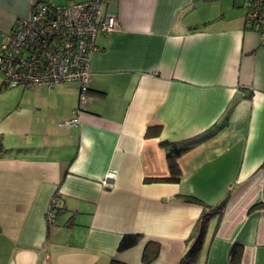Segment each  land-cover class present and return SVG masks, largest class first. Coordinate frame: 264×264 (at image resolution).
<instances>
[{
	"label": "crops",
	"instance_id": "1",
	"mask_svg": "<svg viewBox=\"0 0 264 264\" xmlns=\"http://www.w3.org/2000/svg\"><path fill=\"white\" fill-rule=\"evenodd\" d=\"M34 1L0 0V43ZM244 3L106 0L120 28L96 37L84 103L72 82L1 98L0 264H178L223 198L195 264H230L235 245L240 264H264V44ZM169 147L186 148L177 181ZM126 233L142 237L118 251ZM148 240L159 253L147 263Z\"/></svg>",
	"mask_w": 264,
	"mask_h": 264
},
{
	"label": "built area",
	"instance_id": "2",
	"mask_svg": "<svg viewBox=\"0 0 264 264\" xmlns=\"http://www.w3.org/2000/svg\"><path fill=\"white\" fill-rule=\"evenodd\" d=\"M246 27L256 30L264 44V0H244ZM106 0H81L56 4L35 0L27 17L16 18L0 43V72L6 87H51L75 82L78 101L84 103L89 89L90 56L99 33L120 28L118 17L104 11ZM77 118L62 123L76 124ZM114 170L101 179L111 187ZM59 194L52 196L45 212L47 225L56 219Z\"/></svg>",
	"mask_w": 264,
	"mask_h": 264
},
{
	"label": "trees",
	"instance_id": "3",
	"mask_svg": "<svg viewBox=\"0 0 264 264\" xmlns=\"http://www.w3.org/2000/svg\"><path fill=\"white\" fill-rule=\"evenodd\" d=\"M151 130V128H149ZM186 148H173L169 147L167 149L166 158L168 160V165L170 168V176L168 179L172 181H177L180 177V171L177 164V157L185 150ZM186 200L191 202L200 203L201 201L193 196H186ZM227 198H223L217 205H215L210 210H202V215L200 219L198 220L197 224L194 227V232L190 235V238L194 237V241L192 242V246L190 249L187 250V252L180 258L178 264H195V261L197 259V256L200 252V248L202 246L203 240H204V234L207 227V220L210 215L213 214H221L223 207L226 203ZM260 204H254L251 207H257ZM206 208V206H204ZM59 208L56 210V218ZM56 221V219H55ZM55 223V222H54ZM53 225V224H52ZM51 226V225H48ZM141 234L139 233H126L124 234L117 246L118 251L125 250L127 248H130L138 243V241L141 238ZM159 253V243L153 240H148L143 248L142 251V260L144 262H151ZM240 256H241V250L240 248L235 245L230 249L229 253V262L230 264H240ZM110 264H127L125 262H121L119 260H116L115 258L112 259Z\"/></svg>",
	"mask_w": 264,
	"mask_h": 264
},
{
	"label": "rangeland",
	"instance_id": "4",
	"mask_svg": "<svg viewBox=\"0 0 264 264\" xmlns=\"http://www.w3.org/2000/svg\"><path fill=\"white\" fill-rule=\"evenodd\" d=\"M242 1L244 2V0H242ZM0 80H3V74L1 72H0ZM72 83H75V82H72ZM18 86H21V85H18ZM16 89H20V88L13 87V88L5 89L6 91H8V93L7 92H0V100H1V98H6L8 100H10V99L16 100L17 97L19 98L18 94L14 92Z\"/></svg>",
	"mask_w": 264,
	"mask_h": 264
}]
</instances>
